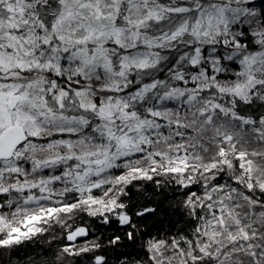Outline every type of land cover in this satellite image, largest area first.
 Here are the masks:
<instances>
[{"label": "snow or ice", "instance_id": "snow-or-ice-1", "mask_svg": "<svg viewBox=\"0 0 264 264\" xmlns=\"http://www.w3.org/2000/svg\"><path fill=\"white\" fill-rule=\"evenodd\" d=\"M0 264H264V0H0Z\"/></svg>", "mask_w": 264, "mask_h": 264}]
</instances>
